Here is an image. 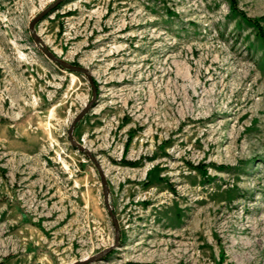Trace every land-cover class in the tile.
Listing matches in <instances>:
<instances>
[{
	"label": "rangeland",
	"instance_id": "1",
	"mask_svg": "<svg viewBox=\"0 0 264 264\" xmlns=\"http://www.w3.org/2000/svg\"><path fill=\"white\" fill-rule=\"evenodd\" d=\"M229 1L69 0L33 30L71 69L30 28L56 0H0V264L115 223L85 264H264V41Z\"/></svg>",
	"mask_w": 264,
	"mask_h": 264
},
{
	"label": "water",
	"instance_id": "2",
	"mask_svg": "<svg viewBox=\"0 0 264 264\" xmlns=\"http://www.w3.org/2000/svg\"><path fill=\"white\" fill-rule=\"evenodd\" d=\"M59 0H56V2H58ZM55 2V3H56ZM50 8L48 7V8H46V9H44L42 12H40L39 14H37V16H35V18H33V20L30 22V25H31V32H32V35H33V37H34V39L36 40V41H39V43H40V47H41V50L43 51V52H45V54L48 56V57H50L51 59H53V60H55L58 64H60V65H62V66H66V67H69V68H71V69H80V67L79 66H76V65H73V64H68V63H65V62H63V60H61L59 57H57L52 51H50L49 49H47L45 46H44V43L40 40V38L37 36V34L35 33V31L33 30V24H34V22L38 19V18H40L41 16H43L48 10H49ZM84 71L85 72H87L85 69H84ZM88 109V105H86L77 115H76V117L74 118V120L72 121V123L70 124V128H69V138H70V140H71V142L74 144V145H76L79 149H81V150H83V151H85L91 158H93V155L90 153V151H89V149H87V148H85L82 144H79V143H77V142H75L74 141V139H73V136H72V129H73V126H74V124H75V122L77 121V120H79V118L86 112V110ZM97 167H98V169H99V172H100V174H101V177H102V179H103V185H104V188H105V179L103 178V174H102V172H101V170H100V166H99V164L97 163ZM104 193H105V189H104ZM104 200H105V204H106V206H107V209H108V211H109V214L111 215V218H112V220L115 222V218H114V215H113V212H112V210H111V206H110V204L108 203V201H107V198L106 197H104ZM115 225H116V232H115V242L111 245V246H109L108 248H106V249H104V250H102L98 255H96V256H93V257H91V258H88V257H86V258H81V259H79V260H77V261H74V262H71V263H69V264H85V263H87L88 261H91V260H93V259H95V258H97V257H101L103 254H105L107 251H109L114 245H117V243H118V227H117V224L115 223Z\"/></svg>",
	"mask_w": 264,
	"mask_h": 264
},
{
	"label": "trees",
	"instance_id": "3",
	"mask_svg": "<svg viewBox=\"0 0 264 264\" xmlns=\"http://www.w3.org/2000/svg\"><path fill=\"white\" fill-rule=\"evenodd\" d=\"M69 0H59L58 2H56V4L50 8L44 15L43 17H45L48 13H50L51 11H54L55 9H57L60 5H62L63 3L67 2ZM229 5L230 8L233 12H239L241 15V19H243L244 21L248 22L250 25L255 26L257 28V36L264 41V29L262 27V25L259 23L257 18H251L249 16H247L245 13H243L240 10H237L236 6H235V0H230L229 1Z\"/></svg>",
	"mask_w": 264,
	"mask_h": 264
}]
</instances>
